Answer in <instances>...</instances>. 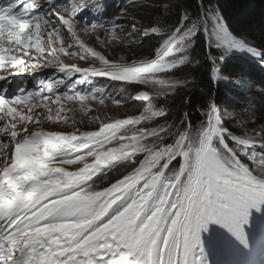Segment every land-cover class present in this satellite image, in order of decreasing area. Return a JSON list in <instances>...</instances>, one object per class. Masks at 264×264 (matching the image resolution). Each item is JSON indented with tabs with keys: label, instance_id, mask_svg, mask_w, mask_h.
<instances>
[{
	"label": "snow or ice",
	"instance_id": "1",
	"mask_svg": "<svg viewBox=\"0 0 264 264\" xmlns=\"http://www.w3.org/2000/svg\"><path fill=\"white\" fill-rule=\"evenodd\" d=\"M200 8L195 19L184 13L173 26L144 28V37L159 38L154 58L128 63L81 37L108 24L105 35L119 40L123 10L101 24L87 18L90 11L103 17L97 0H0V264H247L258 228L253 213L264 239V129L226 127L215 100L197 109V125L187 112L169 123L166 104H158L190 83L175 72L200 64L192 53L201 31L221 53L207 56L213 81L229 80L217 65L231 53L264 64V50L234 35L210 0ZM137 30L133 22L127 35ZM29 64L63 78L13 87L10 77ZM96 77L144 86L134 96L142 111L115 120L90 115L93 103L123 106ZM235 83L251 90L256 81ZM77 108L79 121L69 116ZM84 117L99 127L79 131ZM47 122L74 130L31 127ZM121 166L114 181L95 185L94 177ZM218 254L233 258L211 259Z\"/></svg>",
	"mask_w": 264,
	"mask_h": 264
},
{
	"label": "trees",
	"instance_id": "2",
	"mask_svg": "<svg viewBox=\"0 0 264 264\" xmlns=\"http://www.w3.org/2000/svg\"><path fill=\"white\" fill-rule=\"evenodd\" d=\"M208 2L209 0H205V7L208 6ZM161 3L166 7H161ZM210 3L217 7L224 21L229 22L228 28L234 35L244 38L250 46L264 50V0H210ZM122 10L145 20L146 26L149 27L154 24L173 26L184 13L199 14L200 7L198 0H118L114 3V12L120 15ZM157 40L154 36L140 39L136 45L140 59L152 57L158 47ZM213 52L214 48H208L201 31L195 38V47L192 53L193 57L200 61V64L182 66L175 72L177 78H186L190 83L186 87L178 89L176 94L170 96L166 102L163 99L158 101V104H166L169 111L167 118L169 123L179 122L183 113L187 112L193 125H197L203 119L197 109L206 106L210 100H215L222 113L227 111L233 114L232 117L224 116L226 127L238 131L242 125H246L250 131H261L263 128L260 125L264 123V91H261L264 89V68L257 69L253 61L250 62L247 59L245 62L242 57L233 56L232 61L219 65L221 68L223 67L224 75L230 71L235 72L236 75H249L250 80L256 81L255 86L251 90H241L240 86L232 83L233 78L228 81L221 79L218 83H213L210 76L211 63L207 59V56L212 55ZM120 83L113 82L114 90L119 91L118 96L124 102L123 106L119 107V110L110 104V100H107V107L101 112V115H107L113 120L137 114L144 106V102L131 99V93L138 90L137 86L121 83V89H118L117 84ZM124 90H127L128 93L123 95ZM108 92L113 93L112 90ZM112 96L114 98L117 95L113 93ZM117 114L122 117H116ZM87 122V124H83V127L95 128L98 126L97 122L95 124ZM123 171V166L107 170L103 177L99 178L101 180L100 187L107 186Z\"/></svg>",
	"mask_w": 264,
	"mask_h": 264
},
{
	"label": "rangeland",
	"instance_id": "3",
	"mask_svg": "<svg viewBox=\"0 0 264 264\" xmlns=\"http://www.w3.org/2000/svg\"><path fill=\"white\" fill-rule=\"evenodd\" d=\"M198 3H199V7H200L201 0H198ZM162 6L166 7V5H164V4H162L161 7ZM213 7L219 12V10L217 9L216 6H213ZM200 11H201V8H200ZM88 13H87V17L92 15L91 12H88ZM124 13H125V15L122 16V22H121V27L123 28V31H118V33H117V35L119 36V40H117L115 42H111L112 41L111 35H107V36L105 35V28L111 27V25L104 24L105 20H109V19H112V18H114L116 16H120L121 15V14L117 15V13H114V15L110 14V17L96 16V19H94V20L92 18H90V21H99L101 24H104V26L101 27V28L100 27H96L95 29L89 27L86 31L81 33V37H82V39H84L86 41V43H88L89 46L94 47L97 51H99V49H100L99 52H101V54H103V55L105 54V56L107 58L114 59V60L123 59L124 62L130 63V62H132L134 60H140L139 51L137 50L136 45L140 42V39L142 40L144 38V36L142 35V32H143V29L148 27V26H146L147 24L145 23V20L140 19L138 17H135L132 14H131L132 15L131 16L128 12H124ZM193 19H195V15H193ZM133 22L136 23L138 30L135 33H133L132 36H128L127 33L131 31V25H132ZM225 23H226L227 26H230L228 21H226ZM152 26H159V25L154 24ZM78 27L79 28H83L84 25L80 24V25H78ZM160 27L165 28V27H168V26H160ZM97 35L100 36L101 40L109 41L110 43L100 44V43L96 42L95 37ZM155 38H157V37H155ZM157 39H159V38H157ZM205 41H206V44H207V40L206 39H205ZM67 42L68 41L66 40V43ZM157 42H158V40H157ZM258 50H262V48H258ZM234 53L229 54V57L227 58L228 62L233 60ZM241 53L242 52H240V54H238V55L241 56ZM154 54H155V52L152 54V57L145 58V59L154 58ZM220 54L221 53L217 49L214 48V52H213L212 56L218 58L220 56ZM242 54L246 55V53H242ZM242 58L245 60V62H247V58L246 57H242ZM61 59H63L66 63H75V64H77V65H79L81 67H83L82 65L87 66V64L84 61L79 60L78 57H63L62 56ZM71 59H72V61H71ZM250 59L254 60L257 63L256 64L257 69L258 68H262V67L264 68V64H261L257 59L252 58V57ZM39 63L41 65H44L45 61L44 60H40ZM210 63H211V61H210ZM219 65L220 64L218 63L217 66L220 67ZM211 67H212V64H211ZM28 69L31 72V74H33L32 76L35 78V85L32 88L38 87L39 86V81L41 79H47V78L61 79V78H63V75H61L53 67L41 66V67L33 68L32 65L29 64L28 65ZM222 69H223V67H222ZM175 75H176V73H175ZM220 75H221V77H223L224 76V72L221 71ZM226 75L227 76L230 75V76H228L229 79L233 78L232 83L234 85H236V86H240V85L235 83L236 79H238V78H243V79H246V80H250V76L249 75H245V74L236 75V73L233 72V71L226 72ZM210 76H211V68H210ZM77 77H74V78H77ZM97 78L99 79L100 77L93 78V81H94V79H97ZM100 79H101L100 85L104 86V79H106V78H102L101 77ZM219 81H213L212 80L213 83H218ZM133 85L138 87L137 91L146 90L144 88V86H142V85H136V84H133ZM66 91H68L67 88H65L63 86L60 87V92H66ZM112 92L113 93L115 92L114 94L117 95L116 97H114L115 99L121 100V97L118 96L119 95L118 94L119 91L112 90ZM136 92H132L131 93V99L132 100L134 99V96H135ZM125 93H128V91L127 90L124 91L123 95ZM53 99H54V97H53ZM107 104H108V102H106L105 105H99V104L93 103L92 104V108H93L92 112H96L97 115H101V112H103L104 108L107 107ZM110 104H112L111 100H110ZM122 104H124L123 101H122ZM67 106H71V105H67ZM53 107L55 108V105H53ZM113 107H115V105ZM115 108L120 110V108H118V107H115ZM36 111H42V110H36ZM108 111H111V110H108ZM92 112L90 113V115H92ZM223 115L224 116H231V117L233 116V114L231 112H227V111H224ZM69 116L70 117L74 116L77 121H79L81 119V114H80L78 108L76 109V111L74 113H69ZM116 117H122V115L117 114ZM120 119H122V118H120ZM85 123H87V118L86 117L83 118V123H78L76 125V128L78 129L80 127V124H82V126H83V124H85ZM260 126L264 129V123L261 124ZM31 127L32 128L43 127L45 130L48 129V131H54V130H58V129L59 130L60 129L61 130H65V131H73L74 130L73 128L68 127L66 125L54 124V123H51V122L43 123L42 125L33 124V125H31ZM81 130H83V129L81 128ZM251 131H254V130H251ZM254 132H256V131H254ZM254 214L255 215H259L258 213L257 214L254 213ZM230 258L232 259L233 257H230ZM243 259H245V261L248 264L247 257H244Z\"/></svg>",
	"mask_w": 264,
	"mask_h": 264
},
{
	"label": "bare ground",
	"instance_id": "4",
	"mask_svg": "<svg viewBox=\"0 0 264 264\" xmlns=\"http://www.w3.org/2000/svg\"><path fill=\"white\" fill-rule=\"evenodd\" d=\"M89 14V13H88ZM114 15V14H113ZM94 16V15H93ZM89 18H92V16L90 15V17ZM94 18V17H93ZM92 20V19H91ZM101 28V27H100ZM92 44V43H91ZM96 45V44H95ZM97 48V47H96ZM99 51H100V49H99ZM238 54H240V52H235L234 53V55L233 56H236V57H246L248 60H250V61H253L254 62V64L256 65L257 63L254 61V60H251L250 58H251V56L249 55V54H247L246 53V55H243V54H241V56H239ZM105 55V54H104ZM71 61H72V59H71ZM78 63V62H77ZM82 66H84V65H82ZM228 76H230V75H228ZM101 78V77H100ZM99 78V79H100ZM105 80V79H104ZM100 81H101V79H100ZM103 81V80H102ZM115 93V92H114ZM113 94V93H112ZM116 95V94H115ZM114 106V105H113ZM119 108V107H118ZM115 109V108H114ZM92 116H97V114H96V112H92ZM102 119L105 117V115H99ZM107 116V115H106ZM117 119H120V118H117ZM88 121V120H87ZM88 123V122H87ZM86 123V124H87ZM93 124H95V123H93ZM36 125V124H35ZM89 125V124H88ZM96 125H99V123L97 122L96 123ZM90 126H92V125H90ZM85 127V126H84ZM93 128V127H92ZM83 129V128H82ZM48 130V129H47ZM56 131H61V130H56ZM79 131H83V130H79ZM69 170H74V168H75V166H66ZM103 177V176H102ZM101 178V177H100ZM100 180V179H99ZM260 234L257 232L256 233V237H258ZM252 253L253 254H255L256 253V250H253L252 251ZM255 264H260L258 261H255Z\"/></svg>",
	"mask_w": 264,
	"mask_h": 264
}]
</instances>
